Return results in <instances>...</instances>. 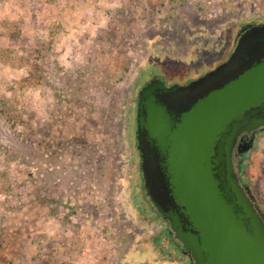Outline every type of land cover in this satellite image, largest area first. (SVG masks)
<instances>
[{"label":"rangeland","instance_id":"obj_1","mask_svg":"<svg viewBox=\"0 0 264 264\" xmlns=\"http://www.w3.org/2000/svg\"><path fill=\"white\" fill-rule=\"evenodd\" d=\"M246 23L264 0H0V264H190L158 242L138 95L213 70Z\"/></svg>","mask_w":264,"mask_h":264},{"label":"water","instance_id":"obj_2","mask_svg":"<svg viewBox=\"0 0 264 264\" xmlns=\"http://www.w3.org/2000/svg\"><path fill=\"white\" fill-rule=\"evenodd\" d=\"M261 127L264 23L203 76L171 86L156 78L140 91L144 187L190 264H264V215L233 161L240 136Z\"/></svg>","mask_w":264,"mask_h":264},{"label":"flooded vegetation","instance_id":"obj_3","mask_svg":"<svg viewBox=\"0 0 264 264\" xmlns=\"http://www.w3.org/2000/svg\"><path fill=\"white\" fill-rule=\"evenodd\" d=\"M259 24H261V23H251V26H249L250 23L242 24L240 27V30L237 34V44H238V41L240 40V38L252 26L259 25ZM247 26H248V28L243 29L244 27H247ZM237 44H236V46H237ZM203 75H201V76H203ZM156 78H160V79L164 80L168 84V86L173 85V84H169V82L164 77L153 75L152 78L149 81H147L144 86H146L150 81H152L153 79H156ZM192 80H194V79H191L188 82H185L182 84L183 85L188 84ZM178 84H180V83H178ZM142 88H141V90H142ZM139 94H140V92H139ZM138 101H139V95H138ZM138 101H137V106H138ZM136 131H137V121H136ZM262 151H264V127H261L255 131L244 132L240 136L239 141H238V143L234 149L233 161H234L235 169H236V171L240 177L242 185L244 186L247 193L250 195V197L254 201V204L256 205L257 209L264 215V202H262L260 200V197L257 193V187H256L257 181L255 178L256 173L258 172L257 170L261 166V160H262L261 153H262ZM153 206H154V204H153ZM157 212H158V210H157ZM158 215L162 218L161 221L165 225L161 228V231L159 232L158 242L160 244H162V243H164L165 240L168 241L170 246L173 247V249L175 251H177L179 254L187 257L189 260V263H190V256L186 253L183 244L176 238L175 234L171 232V227H170L169 223L166 220H164V218L159 214V212H158ZM167 253H168V251H167Z\"/></svg>","mask_w":264,"mask_h":264}]
</instances>
